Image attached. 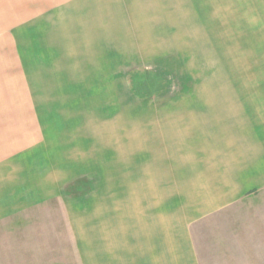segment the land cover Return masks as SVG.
<instances>
[{"label": "crops", "instance_id": "0c3cea01", "mask_svg": "<svg viewBox=\"0 0 264 264\" xmlns=\"http://www.w3.org/2000/svg\"><path fill=\"white\" fill-rule=\"evenodd\" d=\"M226 83L194 90V0H0V264H200L264 188V92Z\"/></svg>", "mask_w": 264, "mask_h": 264}, {"label": "rangeland", "instance_id": "374dc122", "mask_svg": "<svg viewBox=\"0 0 264 264\" xmlns=\"http://www.w3.org/2000/svg\"><path fill=\"white\" fill-rule=\"evenodd\" d=\"M135 71L152 91L166 89L157 73ZM170 79L173 92L183 88ZM211 81H227L226 90L264 92V0H194V90ZM134 86L136 94L149 92L147 83ZM66 192L79 193L74 186ZM194 236L200 264H264V188L207 218Z\"/></svg>", "mask_w": 264, "mask_h": 264}]
</instances>
